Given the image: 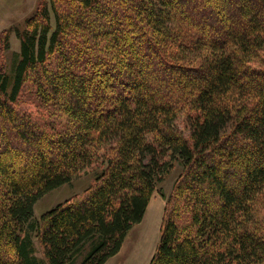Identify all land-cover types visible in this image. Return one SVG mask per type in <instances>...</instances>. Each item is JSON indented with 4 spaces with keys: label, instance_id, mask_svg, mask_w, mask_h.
Wrapping results in <instances>:
<instances>
[{
    "label": "trees",
    "instance_id": "obj_1",
    "mask_svg": "<svg viewBox=\"0 0 264 264\" xmlns=\"http://www.w3.org/2000/svg\"><path fill=\"white\" fill-rule=\"evenodd\" d=\"M51 7L54 28L41 2L17 32L14 73L0 64V264H105L157 191L149 264H264V0Z\"/></svg>",
    "mask_w": 264,
    "mask_h": 264
},
{
    "label": "rangeland",
    "instance_id": "obj_2",
    "mask_svg": "<svg viewBox=\"0 0 264 264\" xmlns=\"http://www.w3.org/2000/svg\"><path fill=\"white\" fill-rule=\"evenodd\" d=\"M41 2L47 4V7L50 10L52 27L54 28L56 21L51 7V0H0V64L4 61L6 69L10 74L14 73V66L18 60L17 53L21 47L17 32H20L19 29L22 31L26 27L27 19L36 12L38 5ZM31 97L32 96L28 92L22 93L24 101H28ZM18 164H16V166ZM181 169L182 166L178 163L173 173L160 185L166 195L171 192L174 180ZM91 173L93 174V172ZM90 176L91 174L84 173L73 179L71 182L45 194L35 205L34 218L38 220L42 213L51 209L60 201L68 198L74 193L82 191L90 183ZM155 193L158 201L164 199L159 191ZM157 194H159V197ZM162 217L163 215L156 219L157 228L148 237L155 220L151 214L147 212L143 220L140 223L135 224L129 231L120 251L105 264H149L159 242ZM135 237L136 240H133ZM32 239L36 256L40 260L46 261L45 254L38 242L35 231H32ZM150 244L151 246H149ZM125 247L126 253H124ZM127 254L129 256H127Z\"/></svg>",
    "mask_w": 264,
    "mask_h": 264
},
{
    "label": "crops",
    "instance_id": "obj_3",
    "mask_svg": "<svg viewBox=\"0 0 264 264\" xmlns=\"http://www.w3.org/2000/svg\"><path fill=\"white\" fill-rule=\"evenodd\" d=\"M159 194H157V196H158ZM159 197V196H158ZM165 204H166V201H165V199H161L160 201H158L157 199H156V193H154L153 194V196H152V198H151V200H150V203H149V205H148V207H147V211H146V213L147 212H149L150 214H151V216L154 218V223H153V227H152V229L150 230V232H149V235H148V237L151 235V233H153V231L157 228V222H156V219H158L161 215H163V213H164V207H165ZM146 213H145V215H146ZM149 222H151V221H149ZM138 234H140V233H138ZM137 234V235H138ZM147 237V238H148ZM146 238V239H147ZM133 240H136V237L135 238H133ZM132 240V241H133ZM149 246H151V244L149 245ZM131 247H132V244H131ZM124 253H126V247H125V250H124ZM127 256H128V254H127Z\"/></svg>",
    "mask_w": 264,
    "mask_h": 264
},
{
    "label": "bare ground",
    "instance_id": "obj_4",
    "mask_svg": "<svg viewBox=\"0 0 264 264\" xmlns=\"http://www.w3.org/2000/svg\"><path fill=\"white\" fill-rule=\"evenodd\" d=\"M129 256V255H128Z\"/></svg>",
    "mask_w": 264,
    "mask_h": 264
}]
</instances>
